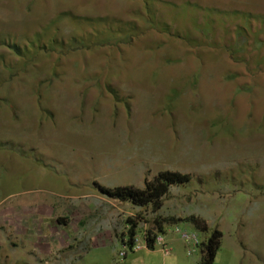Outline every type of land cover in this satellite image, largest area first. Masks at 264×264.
<instances>
[{
    "label": "rangeland",
    "instance_id": "obj_1",
    "mask_svg": "<svg viewBox=\"0 0 264 264\" xmlns=\"http://www.w3.org/2000/svg\"><path fill=\"white\" fill-rule=\"evenodd\" d=\"M166 170L191 180L156 212L94 185ZM189 216L213 264H264V0H0V264H198L172 228L167 258L120 240Z\"/></svg>",
    "mask_w": 264,
    "mask_h": 264
},
{
    "label": "trees",
    "instance_id": "obj_2",
    "mask_svg": "<svg viewBox=\"0 0 264 264\" xmlns=\"http://www.w3.org/2000/svg\"><path fill=\"white\" fill-rule=\"evenodd\" d=\"M153 1V0H145ZM71 44L74 43V39H71ZM84 44V43H81ZM100 43H93L92 46H97ZM89 47L88 45L82 46L81 48ZM191 176L186 173H179L175 171H161L157 173L152 180H144L143 187L138 188L134 186H116L113 188L104 187L94 182L98 192L111 200L119 201L122 203H129L130 205L137 208L150 207L153 212L161 209L163 198L168 194L170 187L181 186L189 183ZM56 221L59 225L66 226L68 224L67 219L63 217H57ZM190 223L196 230L202 233L208 232L207 224L195 217L189 216L186 218H155L153 221V227L148 229L147 232L152 238L157 233H165V224H179V223ZM126 226L129 227L127 230V239L121 238L122 245L127 246L129 251H133V238L135 236V230L137 222L128 218L126 220ZM124 237V236H123ZM222 233L215 229L208 234V237L202 242L201 257L198 264H213L216 254L220 249ZM152 239H147V249L153 250Z\"/></svg>",
    "mask_w": 264,
    "mask_h": 264
},
{
    "label": "built area",
    "instance_id": "obj_3",
    "mask_svg": "<svg viewBox=\"0 0 264 264\" xmlns=\"http://www.w3.org/2000/svg\"><path fill=\"white\" fill-rule=\"evenodd\" d=\"M171 228L173 229V233L177 235L184 242V247L187 249L188 255H190L196 249H198V251L201 252L200 251L201 240L199 239L197 233H195L194 231L184 230L180 228L178 225H173ZM140 235H142V238H141V242L139 243ZM148 238L152 239L151 242L153 249L157 246L164 255L170 254V249L168 246V242L166 240V232L164 234L157 233L152 238L151 236H149L147 229H144L139 235L135 233V236L133 238V249L135 247H140V246L147 248ZM122 246L125 249H128L127 246L125 245ZM121 255L124 257L126 256L124 252H122Z\"/></svg>",
    "mask_w": 264,
    "mask_h": 264
},
{
    "label": "crops",
    "instance_id": "obj_4",
    "mask_svg": "<svg viewBox=\"0 0 264 264\" xmlns=\"http://www.w3.org/2000/svg\"><path fill=\"white\" fill-rule=\"evenodd\" d=\"M49 204H48V206H46L45 205V208L47 209V208H49L50 210H51V208H52V205H51V203L50 202H48ZM44 210V209H43ZM44 211H46V210H44ZM51 212V211H50ZM82 212H84V210H82ZM29 213V212H28ZM61 214V213H60ZM57 218V217H56ZM56 218L54 219L55 220V222L57 223V221H56ZM69 221V220H68ZM103 221V220H102ZM120 221V220H119ZM26 223V225L27 224H30L31 223V221L29 220V219H27V221L25 222ZM95 223V222H94ZM43 224H45V225H47V222H45V223H43ZM58 224V223H57ZM105 226H103V224L102 225H100L99 227H98V224L95 226V224H93V226H88V232L90 231V235L88 236V238H89V243H90V245H91V247L92 248H96V247H98V246H101V245H104V244H106L108 241H110V237H111V233L113 234V235H115V236H117L121 231H122V229L124 228V225H123V223H119V224H121V225H114V223H112V221H111V224H110V222L108 223V221L106 220L105 221ZM59 225V224H58ZM61 226H63V227H68L69 226V222H68V224L66 225V226H64V225H61ZM171 226V225H170ZM167 227L166 228V230H165V232H167V229L168 228H171V227ZM45 229H46V227H45ZM103 229H104V231H103ZM106 229H110V232L109 231H107L106 232ZM22 232H24V231H22ZM27 232V231H26ZM42 232H47V230H43ZM84 232V231H83ZM45 234V233H44ZM19 237H21L22 239V241L23 242H31V243H33V239H35L33 236H31V235H25L24 233L23 234H21V233H19ZM108 237V238H107ZM222 238H223V234H222ZM221 238V239H222ZM105 239H106V241H105ZM166 240H167V242H168V244L169 243H171L170 241H171V239H169L168 238V236L166 235ZM36 241V240H35ZM50 242V241H49ZM60 243L62 244V249H64L66 252H67V249H68V247L70 246V244L68 243V242H65V241H63V240H61L60 241ZM221 245V244H220ZM149 250V249H148ZM154 250V249H153ZM69 252V251H68ZM83 253V257L88 253V251H82ZM200 253V252H199ZM50 254H53V252H50ZM169 255V254H168ZM165 256V258H167L166 256L167 255H164ZM82 257V258H83ZM45 261L47 262V260L45 259Z\"/></svg>",
    "mask_w": 264,
    "mask_h": 264
}]
</instances>
